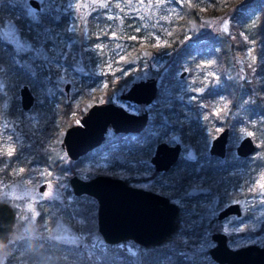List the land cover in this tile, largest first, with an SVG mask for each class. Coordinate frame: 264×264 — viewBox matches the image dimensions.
<instances>
[{
    "label": "trees",
    "instance_id": "trees-1",
    "mask_svg": "<svg viewBox=\"0 0 264 264\" xmlns=\"http://www.w3.org/2000/svg\"><path fill=\"white\" fill-rule=\"evenodd\" d=\"M224 2L225 0H202V9L196 7L195 0H190V2L184 0L178 5V17L180 16L181 20L176 23L168 22L165 29L164 38L169 48L163 54L164 70L159 81V88L168 86L167 90L169 93L171 92V96L167 95V90L164 88L159 89L156 94L158 95L157 102L148 109L150 120L141 134L139 133L140 135L137 136L138 139L124 137L114 145L117 154L120 155L119 166L125 163L133 164L138 160L148 165L149 156L152 152L151 146L153 145V137L149 138L148 131L153 129L157 133L161 131L166 133L178 127L183 134L184 141L194 143L196 148L202 146V149H195L199 154L195 157L196 161L183 167L174 165L170 171V178L175 180L176 185L169 184L168 189L171 191L168 195L170 197L179 196L177 183H181V178H183L182 191L184 197L189 199V203L198 204L199 200L196 198L199 196H210L211 198L218 196L228 202L246 198L256 192L260 186L259 183H256L258 167L261 166L264 169V85L256 78L257 71L254 72L251 66L246 67L247 72L244 79L226 76V69L233 62V58H230L233 54H243L252 43L264 44V12L257 13L254 18L249 17V14L256 10L251 9L252 6L249 7V4L257 7L258 3L255 2H260V0H251L246 7L244 5L242 9L235 10L227 33H220L219 36L218 34L211 35L204 41L185 38L188 29L193 25H197L199 29H204V22L210 17L214 18V15L222 10ZM95 21H98V24H95ZM113 21L112 27H107L105 23H110L107 18L96 19L94 13H91L87 19L85 36L77 37V33L82 30V21L79 16L73 17L62 11V8H59L58 11L54 9L39 11L36 16H30L25 2L14 3L12 0H0V76L5 85L4 91H0V114L12 117L21 112L19 108L20 99L16 92L19 85L28 84L33 90H39L46 99L49 82L44 77L50 76V84L59 92L57 87L59 82L52 78L54 76L59 77L61 73L58 70L47 68L39 70L41 72L39 75H31L29 68L20 63V59H22L21 62L25 61L23 58L26 55L24 53L15 54L10 43L1 38V30L5 25H13L20 36L30 42L33 48L40 49V53L45 50L47 54L53 55L54 50H58L59 54L56 60L60 62L63 68L74 65V63L78 64V58L80 60L83 58L82 63H84L86 71H91L96 66L103 67L111 64L112 70L105 73L106 86L104 88L105 94L110 96L133 78V75L129 74L121 81H117L119 74L123 75L133 64L139 67L144 63L143 50L138 44L139 41L133 40L130 43L131 41L129 42L127 39V36L131 34L129 30L136 26L135 23L125 16L122 20L115 18ZM69 24L72 27L71 33L67 30ZM110 32L115 34V41L108 39ZM69 34L74 35L76 39H72L67 47ZM126 41L127 45L119 49L122 42ZM96 42L103 45L98 48L95 46ZM115 45H117L116 53L115 51L113 53L112 46ZM107 48L111 51V55L106 53ZM64 53L65 61L62 63L61 58ZM201 59L209 60L219 70V84L214 85L211 82L212 77H210L208 85L201 92L187 93V95L190 94L188 102L184 101V97L182 99L174 97L177 92V81L180 80L178 70L181 68L186 69L187 74L193 77L195 87L203 85L205 81L197 78L194 73ZM104 68L106 69V67ZM50 72L52 75L49 74ZM87 77L88 75L81 76L82 81ZM98 96L99 94L77 91L74 92L73 100L67 101L65 94L61 93L53 113L55 121L52 124H46L44 130L46 136L53 135L55 140L51 142V147L39 145L41 148L36 149L37 163L59 172L66 170V168L68 171L74 172L75 160H69L65 165V158L59 154L63 149L59 146L58 139L63 134L62 130L74 124V119L71 117L72 113L75 111L84 113L89 107V103L93 104L98 101ZM5 103H7V107H4ZM186 107L193 110L195 119L188 122L179 121V112ZM218 107L221 108L219 115ZM229 113H232L231 117H229ZM56 123L59 126H56ZM218 125L228 126L230 134L233 130L237 131L238 127L246 130L253 129L252 136L256 143L257 154L251 159L249 156L250 160L248 161L231 153L232 146L228 144L229 155L226 159L217 158L213 161L208 156L206 161L204 155L207 154V150L204 143L208 137L214 135ZM19 152L18 148L10 150L0 146V176L9 177V174L14 173L13 170H10L13 168L18 172L20 166L22 167V174H27L28 166L19 159ZM87 155L82 156V158ZM93 170L96 173L105 172L98 168ZM156 174L155 171L151 170L150 176ZM2 179L8 180V178ZM129 180L130 178L124 181L127 183ZM196 181L199 182L202 190L197 192L195 198H192L193 196L187 193V189H192L191 187ZM228 184L232 187L231 189L228 188L229 191L226 192L225 188ZM68 192L73 193L70 187ZM83 196L85 195L83 194ZM95 209L93 206L89 210L88 225L81 228V231L95 226ZM73 210L76 213V209L73 208ZM29 218H31L29 215L22 218L21 213L16 211L14 230L18 231L19 225L25 229V232L15 238H12L14 235L12 232L9 241L0 247V250L6 249L7 251V261L5 262L10 264L11 262L13 264H129L125 262L124 254L121 251L116 252L119 249L116 248L115 244L104 243L105 247L93 258H90L82 243L69 245L40 238L38 232L49 226L50 221L47 220L45 224L42 215L36 217L33 222ZM202 224V228H205L207 234L217 229L214 217ZM28 225L30 227L26 228ZM93 229L95 228L93 227ZM85 240H90L88 230ZM154 245L145 246L148 249H154V251L141 257V264H188L184 263L182 259L180 261L181 256L177 255L164 259L167 251L155 249Z\"/></svg>",
    "mask_w": 264,
    "mask_h": 264
},
{
    "label": "rangeland",
    "instance_id": "rangeland-1",
    "mask_svg": "<svg viewBox=\"0 0 264 264\" xmlns=\"http://www.w3.org/2000/svg\"><path fill=\"white\" fill-rule=\"evenodd\" d=\"M37 1L41 7L40 9L31 6L28 0H12L14 3L25 2L27 12L30 16H36L39 11L51 9L58 11L59 8H62V11L67 12V14L73 17L79 16L82 21V30L77 33V37L85 36L87 19L91 13H94L96 19L100 17L107 18L110 21V23H105L107 27H112L111 23L114 22L113 20L115 18L122 20L124 16L132 19L136 25L129 30L131 34L127 36V39L129 42L131 41L130 43H132L133 40L139 41L138 44L143 50L144 63L139 67L133 64L123 75L119 74L117 76V81H121L129 74H132L133 78L128 84L119 88L110 96L105 94L104 88L106 86L105 73L112 70L110 67L111 64L103 67L96 66L91 71H86L87 69L84 67V63H82L83 58H81V60L78 58V64L74 63V65L63 68L60 62L56 60L59 54L58 50H54L53 55L47 54L45 50L40 53V49L36 47L33 48L30 42L20 36L13 25L7 24L2 28L1 38L10 43L15 54L24 53V55H26L25 58H23L25 61L21 62L22 59H20V63H23L29 68L31 75H39L41 73L39 70L47 68L61 72L59 77L54 76L52 79L59 82L57 84L59 92L65 94L67 101L73 100L74 92L82 91L88 94H99L97 103L112 101L122 106L127 111L139 113L144 109L152 107L157 102L158 95H156L154 100L148 105L137 104L120 98V93L124 92L134 81L154 77L158 83V90L163 88L165 90L168 89V86L159 88V81L164 70L163 54L169 48L164 34L168 22L173 21L176 23L181 20L180 16L178 17V5L183 3L184 0ZM186 1L190 2V0ZM201 1L202 0H195V5L198 9L203 8V3ZM227 1L228 2L223 5L221 12L214 15L215 17L212 16L214 18L210 17V20L208 19L204 22V29H199L197 25H193L188 29L185 38L188 40L202 39L204 41L211 35L218 34L219 36L220 33H227L230 28V20L235 10H240L244 5L246 7L248 3L251 2V0ZM255 3H258L257 7L249 4V7L252 6L251 9H256L249 14L251 18H254L257 13L264 12V3ZM119 23H121V21H119ZM95 24H98V21H95ZM71 29L72 27L69 24L67 28L68 32L71 33ZM114 35V33L110 32L108 39L110 41H115L116 36ZM68 38L67 47L68 43L72 41V39H76V37L69 34ZM127 41L122 42L119 49L124 48L127 45ZM101 45L103 44L98 42L95 44L98 48H100ZM116 46L117 45L112 46L113 53L114 51L116 53ZM106 53L111 55V51L108 48L106 49ZM62 56L61 61L63 63L65 61V53ZM230 58H233V62L229 64L226 69V76L228 78L244 79L247 72L246 67L251 66L254 72L257 71L256 73L258 75L256 78L264 85V44L260 42L256 44L252 43L245 49L243 54H233ZM104 67H106V69ZM182 70H185V73L180 77V80L177 81V92L174 94V97H178L179 99L184 97L185 102L189 101L190 94L187 95V93L201 92L208 85L210 77H212L211 82L214 83V85L219 84V70L207 59H201L194 70L197 78L199 77L203 82L205 81L200 87L194 86V79L187 74L186 69H179L178 74ZM49 74L52 75V72ZM83 75H88L84 81H82L81 78ZM44 78L49 82L47 84L48 96L46 99L39 90L35 91L27 84L34 95L33 105L29 109H22L19 106L21 112L16 113V115L12 117H6L0 114V146L10 150L18 148L21 151L19 153V159L28 166L26 175L22 174V167L20 166L18 172L12 168L10 171L13 170L14 173L9 174V177L0 176V200H5L14 207H18L19 209H17V211L21 213L22 218H26V216L29 215L31 217L29 218L31 222L40 215L44 218L43 222L45 224L46 221L49 220L50 225L38 232L40 238H46L48 241H56L69 245L82 243L86 254L90 258H93L105 247L104 243L106 242L96 229V220L95 226L91 225L92 227L90 229L87 228L88 232H90L89 241L85 240L87 230L81 231L80 229L88 225L87 216L89 210H91L93 206L96 208V200L92 196L86 194H84L85 196H83V194H70L68 188L70 187L69 177L72 174L87 179L95 174H101L93 170L98 168L105 171L102 172V174L120 177L123 180L130 178L127 182L130 185L162 193L168 196L170 200L178 206V213L174 220L173 231L159 243L154 245L155 249L167 251L164 259L177 255L181 256L180 261L182 259L184 263L188 264H221L212 259L208 253V249L214 245V241L211 239L210 233H205L206 230L202 228V223H205L211 217H215L218 209L228 203V201H224L218 196H215V198H211L210 196H199L196 198L199 200L198 204L195 202L189 203V199L187 200L184 197L183 191L178 197H170L171 190H169L168 187L165 189V192L153 189L152 187L154 185L162 188L165 182L167 184L173 183L176 185L174 182L175 180H171L170 178L171 173H162L150 177V168L140 160L133 164L125 163L119 166L120 155L117 154V149L114 146L115 144H108L105 146L106 141L119 136L111 127L107 129L105 139L98 147L91 150L84 159L78 158L75 160L76 165L74 172L68 171L67 168L64 171H55L54 169L36 162V149L41 148L39 145L42 147H51V142L55 140L53 135L46 136L44 130L46 124H52L55 121L53 113L56 109L57 100L61 97V93L55 90L50 84V76ZM67 82L69 83V87L66 91L64 85ZM20 86L21 85L16 88L17 93L19 92ZM4 87V81L0 76L1 92L4 91ZM166 93L171 96V92L169 93L168 90ZM17 96L19 97V93ZM89 104L91 105L92 103ZM7 106V103H5L4 107ZM217 111L219 115L221 108L218 107ZM82 114V112L79 113L77 111L72 113L71 117L74 119V123L79 122ZM179 116V121L188 122L195 119V113L189 107L180 111ZM231 116L232 113H229V117ZM56 126H59L58 123H56ZM220 129H222V126L218 125L214 135L218 133ZM63 132L64 130H62V133ZM253 132V129L246 130L238 127L237 131L233 130L231 132L228 144H230L232 150H234L235 145H237L243 136L250 135L253 138ZM62 135L63 134H61L58 139L59 146H61ZM138 135L139 134H128L125 137L136 140L138 139ZM148 135L149 138L153 137V139H156L158 137L169 143L180 142L182 145L181 156L185 158L195 159L191 158L192 156L195 157V149H202V146L196 148L194 143L192 144L184 141L183 134L179 131L178 127L166 133L163 131L157 133V131L150 129ZM210 139L211 137H208L206 143H204L206 150H208ZM62 149L63 151L59 152V154L65 158V165H67L70 159L66 155L63 147ZM256 152H254L252 156H255ZM2 178H8V180H3ZM256 182L263 183L256 192L246 198L235 200L240 203L242 210L241 214H231L224 219L218 220L215 224V226L219 227L218 229L220 231L227 235V244L231 248H237L251 243L264 246V169L261 167L256 172ZM193 187L192 189H187V193L192 195V198H195L197 192H200L202 188H200L199 183L194 184ZM226 187V192H228V188L231 189L232 185L228 184ZM73 208L76 209V213ZM18 227V231H15L13 228L12 232L14 235L12 238L24 234L25 229L19 225ZM28 227L30 226L28 225L26 228ZM93 227L95 229H93ZM114 244L116 248L119 249L116 252L121 251L124 254L123 258L125 262L129 264H141V257L154 251V249H148L145 246L139 245L132 239H123ZM5 261H7V251L3 249L0 250V264H10ZM11 264H13V262H11Z\"/></svg>",
    "mask_w": 264,
    "mask_h": 264
},
{
    "label": "water",
    "instance_id": "water-1",
    "mask_svg": "<svg viewBox=\"0 0 264 264\" xmlns=\"http://www.w3.org/2000/svg\"><path fill=\"white\" fill-rule=\"evenodd\" d=\"M28 3L39 9L37 0ZM185 71L180 72V77ZM67 91L69 83H65ZM156 78L148 77L134 81L119 97L137 104H150L156 97ZM22 109H29L34 103V95L27 84L19 87ZM149 120L147 109L134 113L112 102L91 104L82 114L78 123L65 128L61 145L70 160H76L98 147L105 139L108 127L121 135L139 134ZM229 138V128L223 127L211 139L209 150L220 157L225 155ZM111 138L109 142L116 141ZM181 150L180 144L158 142L150 161L156 170L167 169L175 162ZM255 150V142L250 135L243 136L235 151L239 156H248ZM73 194H86L96 200V229L106 243H117L132 239L142 246L154 245L168 236L174 228L178 206L167 196L153 190L126 183L120 177L95 174L87 179L76 174L69 177ZM240 214L238 203H229L217 213L222 219L229 214ZM14 223V210L11 205L0 200V247L11 232ZM214 245L209 247L210 256L219 263L264 264V247L248 244L231 248L226 234L220 231L211 235Z\"/></svg>",
    "mask_w": 264,
    "mask_h": 264
},
{
    "label": "flooded vegetation",
    "instance_id": "flooded-vegetation-1",
    "mask_svg": "<svg viewBox=\"0 0 264 264\" xmlns=\"http://www.w3.org/2000/svg\"><path fill=\"white\" fill-rule=\"evenodd\" d=\"M198 1H200V0H198ZM224 1V0H223ZM202 2V1H201ZM228 1L227 0H225V2L222 4V9H223V5L224 4H226ZM259 3H264V0H260V2ZM222 10H220V12H221ZM209 19V18H208ZM210 20V19H209ZM205 24V23H204ZM97 103V102H96ZM33 105V104H32ZM148 110V109H147ZM148 113H149V111H148ZM150 114V113H149ZM75 124V123H74ZM225 127V126H224ZM228 127V126H227ZM109 128V127H108ZM223 128V127H222ZM229 128V127H228ZM113 130V129H112ZM115 133H117L119 136L117 137H113V138H117V140L116 141H114V142H109V140L108 141H106V143H105V146H107L108 144H115V143H118V141L120 140V139H122V138H124L126 135H128V134H130V133H127V134H123V135H121V133L120 132H115ZM141 134V133H140ZM139 134V135H140ZM217 134V133H216ZM215 134V135H216ZM215 135H213L212 137H211V139L215 136ZM229 136H230V131H229ZM211 139H210V142H211ZM228 140H229V138H228ZM61 141H62V139H61ZM162 141H164V140H161V138H156V139H153L152 140V143H153V145H152V152L150 153V156H149V160H148V166H149V168H150V172H151V170L152 171H155L157 174L155 175V176H157L158 174H162V173H170V171H171V168L174 166V165H178V166H185V165H187V164H189V163H191V162H194V161H196L195 159H190V158H185V157H182L181 156V151H182V145H181V143L180 142H178L179 144H180V146H181V150H180V152H179V154H178V156H177V159L175 160V162L172 164V166H170L169 168H167V169H162V170H156L155 169V167H154V165L152 164V162L150 161V158H151V156L154 154V150H155V146H156V144L158 143V142H162ZM164 142H167V141H164ZM255 142V141H254ZM167 143H169V142H167ZM175 143H177V142H174V143H169V144H175ZM60 145H61V143H60ZM62 146V145H61ZM209 146H210V143H209ZM227 149H226V152H225V155L224 156H222V157H220V156H218V155H216V154H214V153H211L210 152V150H209V147H208V150H207V154L206 155H204L205 156V160L207 161L208 160V156L210 157V159H212L213 161H215V160H217V158H219V159H221V160H224V159H226V157H227V155H229L228 153H229V151H228V142H227ZM236 146V145H235ZM63 147V146H62ZM103 147V146H102ZM257 150H256V143H255V150L251 153V154H249L248 156H239V155H237V153H236V151H235V147H234V150H231V152L233 153V154H235L236 156H238V157H240V158H245L246 160H250L251 158H252V155L254 154V152H256ZM21 152V151H20ZM19 152V153H20ZM90 152V151H89ZM89 152L87 153V154H89ZM256 154H257V152H256ZM86 155V154H85ZM197 155H199L198 154V152H195V157L197 156ZM84 156V155H83ZM250 156V157H249ZM194 156H192L191 158H195ZM250 159H249V158ZM81 159H84V158H82V157H80ZM79 158V159H80ZM248 158V159H247ZM47 167V166H46ZM261 167V166H260ZM260 167H258V169L260 168ZM181 168V167H180ZM150 174V173H149ZM150 177H152V176H150ZM149 178V177H148ZM182 179V180H181ZM180 180H181V183L179 182V184L177 183V194H181V192H182V185H183V183H184V181H183V178H181ZM199 182H195L194 184H198ZM256 183H259V182H256ZM194 184L192 185V186H194ZM261 184H263L262 182L261 183H259V185H261ZM169 186V184H167L166 182L162 185V188H160V187H158L157 185H154L152 188L153 189H156V190H160V191H163L164 192V190L167 188ZM43 187H44V185H43ZM260 187V186H259ZM191 188H194V187H191ZM159 193V192H158ZM162 194V193H161ZM164 195V194H163ZM166 196V195H165ZM192 196V195H191ZM168 197V196H167ZM196 197V196H195ZM169 198V197H168ZM170 199V198H169ZM2 201H5V200H2ZM7 202V201H6ZM9 203V202H8ZM225 203V202H224ZM229 203H238L239 204V209H240V214H241V212H242V210H241V206H240V203L238 202V201H235V200H233V201H230V202H228V203H226V204H224L223 206H221L219 209H218V211L216 212V214H215V224H216V222H218V220H221V219H219V218H217V213L219 212V210H221L223 207H225V205H227V204H229ZM10 204V203H9ZM11 205V204H10ZM11 207H12V209L14 210V223H13V226H12V229H11V232H10V234H9V237H8V239H7V241L5 242V243H7L8 241H9V238H10V235H11V233H12V231H13V228H14V226H15V223H16V211H17V208L16 207H14L13 205H11ZM178 213V212H177ZM235 215H240V214H236V213H234ZM229 215H231V214H229ZM229 215H227V216H229ZM226 216V217H227ZM225 218V217H224ZM224 218H222V219H224ZM216 228L217 229H214V230H212L211 232H210V237H211V235H212V233L213 232H216V231H220L218 228V226H216ZM220 232H222V231H220ZM226 237H227V235H226ZM212 239V238H211ZM4 243V244H5ZM251 244H254V243H251ZM3 245V244H2ZM1 245V246H2ZM248 245V244H247ZM256 245H258V244H256ZM245 246V245H244ZM258 246H261V245H258ZM261 247H264V246H261ZM209 250V249H208ZM208 253H209V251H208ZM210 255V254H209ZM211 257V256H210ZM212 258V257H211ZM213 259V258H212ZM217 262V261H216ZM217 263H219V262H217ZM221 264H226V263H221Z\"/></svg>",
    "mask_w": 264,
    "mask_h": 264
},
{
    "label": "snow or ice",
    "instance_id": "snow-or-ice-1",
    "mask_svg": "<svg viewBox=\"0 0 264 264\" xmlns=\"http://www.w3.org/2000/svg\"><path fill=\"white\" fill-rule=\"evenodd\" d=\"M175 182V181H174Z\"/></svg>",
    "mask_w": 264,
    "mask_h": 264
}]
</instances>
